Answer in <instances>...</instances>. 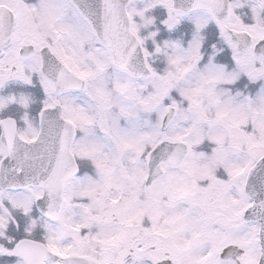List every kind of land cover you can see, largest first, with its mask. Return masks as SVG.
Wrapping results in <instances>:
<instances>
[{"label": "snow or ice", "instance_id": "1", "mask_svg": "<svg viewBox=\"0 0 264 264\" xmlns=\"http://www.w3.org/2000/svg\"><path fill=\"white\" fill-rule=\"evenodd\" d=\"M0 264H264V0H0Z\"/></svg>", "mask_w": 264, "mask_h": 264}]
</instances>
